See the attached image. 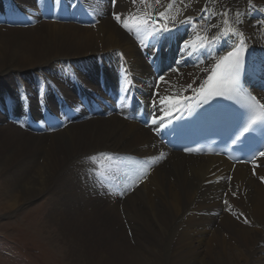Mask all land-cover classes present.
<instances>
[{"label":"bare ground","instance_id":"1","mask_svg":"<svg viewBox=\"0 0 264 264\" xmlns=\"http://www.w3.org/2000/svg\"><path fill=\"white\" fill-rule=\"evenodd\" d=\"M85 6L91 20H83ZM165 11L159 22L175 25L170 36L153 38L148 26L138 38L123 27ZM189 16L191 24L178 23ZM258 21L264 0H0V105L14 115L0 113L2 210L52 195L75 264H264V157L234 165L184 155L115 105L131 82L132 110L150 109V100L160 114L176 109L240 42L249 48L245 80L264 102ZM214 35L221 38L201 49ZM185 40L191 56L181 51ZM148 205L136 223L135 211Z\"/></svg>","mask_w":264,"mask_h":264},{"label":"rangeland","instance_id":"2","mask_svg":"<svg viewBox=\"0 0 264 264\" xmlns=\"http://www.w3.org/2000/svg\"><path fill=\"white\" fill-rule=\"evenodd\" d=\"M88 8L83 10V20H91L94 17V13ZM49 14H52L51 11ZM0 107L1 115L11 114L9 108L1 105ZM13 116L10 115L8 118L14 119ZM17 121L19 120L17 119ZM27 123L26 127L33 131H37V127H42L37 121L30 119ZM20 124L22 123L20 122ZM9 176L12 177H9L11 180H14L13 172ZM1 182L0 179V264H75L68 252L69 244L65 240L67 236L60 231L55 215L51 214V210L57 207L53 202L52 195L43 194L12 212H6L2 210L1 202L5 199V193L1 190ZM122 184L125 190H134L131 183L130 185L122 181ZM122 194L125 195L124 192ZM147 207L149 205L139 207L135 211L136 214L133 215V218L136 223H140L144 219L140 212ZM121 208L123 213L124 209ZM158 208L160 207L156 205V209ZM189 210H186V214L191 212ZM156 217L152 213L148 218L153 223ZM178 222L179 217L176 216L167 229L169 235L174 233ZM139 250V252L135 251L137 255L142 254V244ZM120 259L121 257H118V260ZM122 261L124 262V260ZM167 262V264L171 263L169 260Z\"/></svg>","mask_w":264,"mask_h":264},{"label":"snow or ice","instance_id":"3","mask_svg":"<svg viewBox=\"0 0 264 264\" xmlns=\"http://www.w3.org/2000/svg\"><path fill=\"white\" fill-rule=\"evenodd\" d=\"M115 2V0H113ZM132 4L135 5L138 2L143 4L144 0H131ZM157 3L160 2V0H156ZM251 2V0H249ZM172 4H168V9H171ZM167 11V10H166ZM165 12H157L155 15H152L149 13L146 18L139 19L136 16H132L131 23L129 20L123 21V27L129 31L133 32L135 31L137 33V36L139 38V33L142 30H147L148 26H151L152 28V35L153 38L160 37L164 38L165 36H170L171 32L173 31V28L175 25H173L172 28L168 26L167 22L160 23L159 21L163 20L166 16ZM206 11V7L204 9ZM226 14V13H225ZM114 18L117 20V22H121V16L119 14H114ZM175 18H173L174 20ZM196 18L195 17H186L182 21H178V23H188L191 24ZM203 19V17H202ZM227 23V21H225ZM258 25L264 24V21H258ZM227 33H221V36H226ZM221 37L218 36H212L211 40L207 44H202L201 49L210 47L212 43H215L218 39ZM143 44L144 41H141ZM246 45L241 43L238 47L234 48L233 51H230L227 53L226 56L220 57L219 60L216 61L214 67L211 69V76L209 77V84L211 86L210 95L215 96H226L230 93H233L237 89L238 85V77L241 69V53L244 51ZM189 44L188 41L185 40L182 44L181 51L182 53H187V55L191 56L193 52L188 51ZM200 49H196L195 51H199ZM181 61H177V64H179ZM170 72H177L179 74L178 68H170ZM159 80L164 83H168V81L165 80L164 76H160ZM214 82V83H212ZM157 89L159 88V85L156 86ZM192 85L189 84L188 88H191ZM157 96L159 98V102L161 104L164 103L165 97H159V92L157 91ZM155 103V102H154ZM168 115V113H166ZM153 123H156V119L153 118ZM160 126H163V121L161 120ZM251 123H248L244 126L239 125L237 130L235 131L238 134H235V138L232 140V143H237L241 140L242 137L245 136L246 133H249L251 128ZM188 151H191L190 149H187ZM255 155V154H253ZM259 155L261 157H264V151L260 152ZM90 159H95V157H92ZM264 179V177H262ZM235 195V193H233Z\"/></svg>","mask_w":264,"mask_h":264}]
</instances>
